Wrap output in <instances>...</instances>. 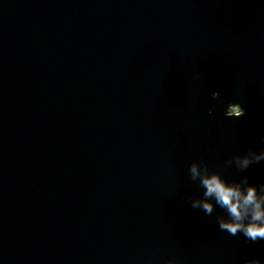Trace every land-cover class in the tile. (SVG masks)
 <instances>
[{"label": "water", "instance_id": "95a60500", "mask_svg": "<svg viewBox=\"0 0 264 264\" xmlns=\"http://www.w3.org/2000/svg\"><path fill=\"white\" fill-rule=\"evenodd\" d=\"M261 152L264 0H0V264H264Z\"/></svg>", "mask_w": 264, "mask_h": 264}, {"label": "clouds", "instance_id": "9594fccd", "mask_svg": "<svg viewBox=\"0 0 264 264\" xmlns=\"http://www.w3.org/2000/svg\"><path fill=\"white\" fill-rule=\"evenodd\" d=\"M244 109L241 107L239 113L234 117H240L244 114ZM256 162L264 159V152L254 156ZM253 157L244 156L236 157V164L241 169H246L252 163ZM190 179L195 181L199 179L200 186L203 191V199L194 200L193 208H201L205 214L210 215L213 212L214 200L216 205L224 211L229 219H221L219 223L220 230L226 231L230 235H236L242 231L244 235L252 240L264 239V198L257 197L254 188L249 187L246 192L234 183L226 182L217 173H209L207 168L202 173L196 163H193L188 168ZM251 214L252 222L245 225L242 223L245 216Z\"/></svg>", "mask_w": 264, "mask_h": 264}, {"label": "rangeland", "instance_id": "374dc122", "mask_svg": "<svg viewBox=\"0 0 264 264\" xmlns=\"http://www.w3.org/2000/svg\"><path fill=\"white\" fill-rule=\"evenodd\" d=\"M249 264H258V263H255V262H254V263H249Z\"/></svg>", "mask_w": 264, "mask_h": 264}]
</instances>
